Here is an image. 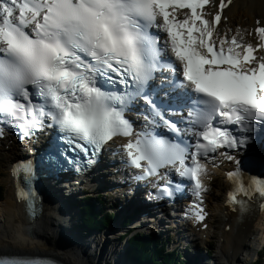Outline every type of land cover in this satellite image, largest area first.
Here are the masks:
<instances>
[{"label": "snow or ice", "instance_id": "obj_1", "mask_svg": "<svg viewBox=\"0 0 264 264\" xmlns=\"http://www.w3.org/2000/svg\"><path fill=\"white\" fill-rule=\"evenodd\" d=\"M208 2L0 0V125L18 130L21 138L52 128L56 136L46 161L59 170L67 163L82 171V162L92 165L109 141L125 137L120 147L126 163L140 170L134 179L175 169L194 184L199 203L193 214L202 221L206 168L201 157L214 159L219 152L235 161L230 150L250 151L253 133L264 137V57L254 55L264 48V26L254 29L255 46L233 36L217 47L212 38L221 14L211 23L205 19ZM177 9L189 14L178 19ZM153 27L166 32L174 60L162 50ZM157 79L161 83L153 87L150 82ZM140 101L147 123L134 132L125 113ZM160 127L171 138L156 133ZM4 131L0 127V137ZM20 172L29 180L30 164L14 166L13 175ZM227 176L233 181L230 204L239 202L244 212L246 201L238 197L264 201V180L245 184L238 170ZM171 185V180L162 187L153 184L157 198L181 188ZM18 198L34 215L31 188L20 189ZM0 264L35 262L0 259Z\"/></svg>", "mask_w": 264, "mask_h": 264}, {"label": "bare ground", "instance_id": "obj_2", "mask_svg": "<svg viewBox=\"0 0 264 264\" xmlns=\"http://www.w3.org/2000/svg\"><path fill=\"white\" fill-rule=\"evenodd\" d=\"M218 2L219 0H215V2L213 0V4L205 9L206 14L210 15L216 11ZM257 26H264V0H230L223 9L222 20L215 27L212 39L219 44V41L223 38L230 40L233 36H236L238 40L242 39L245 44L255 46L257 36L254 29ZM257 53L262 56V48ZM0 152L5 155L6 163H11L9 158L14 152L9 153L4 148ZM255 161L256 163L260 162L257 156H255ZM217 172L221 173V189L225 194L230 183L219 169L216 168L215 172L206 170L205 204L207 203L209 209L212 203L210 198L213 194L210 190L214 182L212 176ZM208 176L209 179H207ZM5 184L7 194L0 201V254L47 255L65 264H123L122 258L120 260L116 259L123 255L122 244L117 242V236L121 232L119 231L121 229L118 230L119 225L111 226V229L104 234L94 235L90 239L91 245L88 247L81 246L72 238V235L75 236L73 229H62L60 226L55 230L51 229V226L55 225L54 222L60 221L57 217L58 214L55 212L57 206L61 205L63 207L60 209L59 215L63 213L62 216L64 217L73 211L67 212L66 210L70 204L65 201H71L70 196H62L68 198L61 199L62 197H60V200H54L55 198L51 196L53 200L49 198L43 202L40 216L29 221L25 216V212L21 210L22 203H19L15 197L10 171L7 179H5ZM224 198L225 196L219 199L215 198L217 202V214L215 215L219 217L222 223V228H219L221 238H223L220 250L222 256L225 257V261L222 263L220 257V259L215 260V264H238L249 261V257L252 253L254 254V246L259 243V236H261V240H264V210L256 208L239 215L229 210L226 198ZM125 207L128 211V206L125 205ZM71 208L77 209L72 206ZM209 222L210 227L214 226L213 215H210ZM227 224H231L230 230L225 228ZM165 227L167 228L164 225V229ZM196 234V229L192 227L189 235L195 237ZM180 238L184 239L185 237L181 236ZM161 243L166 246L165 240H161ZM169 248L171 249L170 245ZM157 249H161L159 244ZM89 256L93 257V260ZM158 259H162V257ZM125 263L132 264L128 259Z\"/></svg>", "mask_w": 264, "mask_h": 264}, {"label": "trees", "instance_id": "obj_3", "mask_svg": "<svg viewBox=\"0 0 264 264\" xmlns=\"http://www.w3.org/2000/svg\"><path fill=\"white\" fill-rule=\"evenodd\" d=\"M4 192V187L0 186V198ZM82 218L83 223L86 227L92 228H102L110 222V217L102 216L97 211L98 206L89 202V199L82 201ZM107 217V218H106ZM155 242V243H154ZM158 244L154 239L150 240L146 236H141L137 234L135 237L131 238L130 245L128 248L129 254L137 260H151L153 264H185V260H180L174 254H166L163 249H157ZM162 257V259H158Z\"/></svg>", "mask_w": 264, "mask_h": 264}, {"label": "rangeland", "instance_id": "obj_4", "mask_svg": "<svg viewBox=\"0 0 264 264\" xmlns=\"http://www.w3.org/2000/svg\"><path fill=\"white\" fill-rule=\"evenodd\" d=\"M7 177H8V168H7V163H6V157L3 153L0 152V185L4 187V192H3V195L0 199V201L3 200L7 194V188H6V184H5V179H7ZM221 181H222V179L218 178L213 182V185L211 187V192L213 194L212 195L210 194L211 195L210 202H212L210 204V207L212 209V215H213L214 220H215L214 226L209 227V230H210L209 234L212 235V240L214 241L212 244V247H213V251H214L213 256H215L214 259L210 258L211 259L210 261H213V260L215 261V259H217V258L220 259V257H221V260L224 261V258L222 257L221 250H220L221 241L223 238H221V232H219V228L220 227L222 228V223H221V220H219V217H217L215 215V214H217V211H216L217 210V208H216L217 202L215 201V198L219 199L220 197L221 198L224 197V192L221 189L222 188V182ZM111 226H113V224ZM57 227H58L57 225H54V226H51V229L55 230V228H57ZM74 232H75V230H74ZM122 247H124V246H122ZM206 251L207 250L203 251L204 256L207 253ZM89 257L93 260V257H91V256H89ZM255 258L256 257L253 256V253H252V255L249 257V261H254ZM262 260H263V264H264V257L262 258ZM205 261L207 262V258L205 259ZM249 261L240 262L238 264H250Z\"/></svg>", "mask_w": 264, "mask_h": 264}]
</instances>
